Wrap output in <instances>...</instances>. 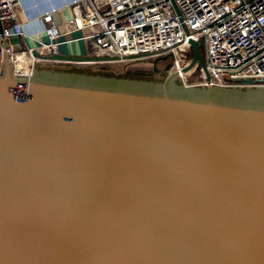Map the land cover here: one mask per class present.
Instances as JSON below:
<instances>
[{
    "label": "water",
    "instance_id": "water-1",
    "mask_svg": "<svg viewBox=\"0 0 264 264\" xmlns=\"http://www.w3.org/2000/svg\"><path fill=\"white\" fill-rule=\"evenodd\" d=\"M1 44L0 264H264V86Z\"/></svg>",
    "mask_w": 264,
    "mask_h": 264
},
{
    "label": "built area",
    "instance_id": "built-area-1",
    "mask_svg": "<svg viewBox=\"0 0 264 264\" xmlns=\"http://www.w3.org/2000/svg\"><path fill=\"white\" fill-rule=\"evenodd\" d=\"M18 5L0 0V68L1 40L9 43L10 59L23 52L36 61L58 53L62 44L86 41L89 55L100 59L78 63L170 56L186 84L264 86V0H73L72 18L61 30L53 21L56 8L41 14L48 42L32 48L10 43L11 35L22 33ZM197 42L208 75L192 64ZM198 66L201 81L188 83Z\"/></svg>",
    "mask_w": 264,
    "mask_h": 264
},
{
    "label": "crops",
    "instance_id": "crops-1",
    "mask_svg": "<svg viewBox=\"0 0 264 264\" xmlns=\"http://www.w3.org/2000/svg\"><path fill=\"white\" fill-rule=\"evenodd\" d=\"M73 0H19L17 7L18 22L21 34L22 48L36 47L48 42V36L44 31L45 24L41 20V14L50 9L56 8L53 13V21L62 29V24L72 18L70 4ZM74 36L78 33H73ZM70 55H89V45L86 41H74L62 44L58 47V52ZM78 63V62H75Z\"/></svg>",
    "mask_w": 264,
    "mask_h": 264
},
{
    "label": "bare ground",
    "instance_id": "bare-ground-1",
    "mask_svg": "<svg viewBox=\"0 0 264 264\" xmlns=\"http://www.w3.org/2000/svg\"><path fill=\"white\" fill-rule=\"evenodd\" d=\"M43 52L45 53V51ZM10 60H11L12 72L25 74V75H31L32 72L34 71V65H35L36 60L33 59L30 55L27 56L23 52H19V53H16L13 60L12 59ZM182 77L185 79V75L183 73H182Z\"/></svg>",
    "mask_w": 264,
    "mask_h": 264
},
{
    "label": "rangeland",
    "instance_id": "rangeland-1",
    "mask_svg": "<svg viewBox=\"0 0 264 264\" xmlns=\"http://www.w3.org/2000/svg\"><path fill=\"white\" fill-rule=\"evenodd\" d=\"M201 50V49H200ZM60 54H64L63 51H59ZM91 56H93V54H91ZM46 60H50L49 58H46ZM140 61H147V62H152V70L154 73L157 72H162L165 70H168V67L171 65V57H163L161 59H153V58H148V59H143ZM199 68L195 69L193 71V73L188 77V83H198L201 81V79L199 78V73H200V66H198ZM192 67H190L189 69H191Z\"/></svg>",
    "mask_w": 264,
    "mask_h": 264
},
{
    "label": "trees",
    "instance_id": "trees-1",
    "mask_svg": "<svg viewBox=\"0 0 264 264\" xmlns=\"http://www.w3.org/2000/svg\"><path fill=\"white\" fill-rule=\"evenodd\" d=\"M69 70V69H68ZM85 72H88V73H92V74H99L98 72H92V71H85ZM102 75H109L110 73L108 74H103V72H100ZM121 76H125V77H130V78H137V79H146V80H154V81H157V80H160V79H156V78H153V77H150V76H143V75H139L137 73H132V72H125L123 75Z\"/></svg>",
    "mask_w": 264,
    "mask_h": 264
}]
</instances>
